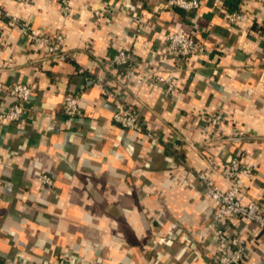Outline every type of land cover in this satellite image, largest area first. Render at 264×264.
<instances>
[{"label": "crops", "instance_id": "1", "mask_svg": "<svg viewBox=\"0 0 264 264\" xmlns=\"http://www.w3.org/2000/svg\"><path fill=\"white\" fill-rule=\"evenodd\" d=\"M163 2L71 0L64 17L59 0H0L9 15L47 35L61 30L70 53L53 60L0 19V83L32 87L20 121L0 122L4 264H207L211 201L190 169L209 161L219 169L235 154L257 163L244 200L264 207V0H199L191 11ZM228 12L237 14L234 22ZM133 14L146 23L135 45ZM176 29L201 41L204 53L160 58L163 35ZM131 47L137 71L173 76L171 94L157 85L129 87L157 141L116 124V103L92 79L115 84L110 57ZM69 93L79 96L72 117L61 108ZM216 112L224 116L220 127L205 120ZM234 128L242 134L233 136ZM40 171L52 176L50 188L38 183ZM231 229L250 248L244 264H264V230L245 219ZM158 233L166 235L161 245Z\"/></svg>", "mask_w": 264, "mask_h": 264}, {"label": "built area", "instance_id": "2", "mask_svg": "<svg viewBox=\"0 0 264 264\" xmlns=\"http://www.w3.org/2000/svg\"><path fill=\"white\" fill-rule=\"evenodd\" d=\"M47 1L51 2L52 0ZM70 1L59 0V10L64 17L70 15ZM163 5L164 7L191 11L199 6V0H164ZM98 12L97 10L94 11L95 14H98ZM132 18L134 30L131 36L135 45L137 41L143 38L146 23L137 14H133ZM226 18L234 22L237 14L228 12ZM0 19H5L8 25L17 27L27 43L31 47L43 51L47 57L56 61H65L70 58V53L63 47L65 36L61 30L52 35H47L27 21L9 15L1 6ZM262 35L264 37V25ZM159 50L162 59H166L167 56L188 59L203 54L205 46L201 41L188 35L183 30L176 29L163 35ZM110 63L116 73L115 84H110L101 75H96L92 79L99 86L101 93L112 99L117 105L112 113V120L124 130L143 131L147 136L157 141L156 133L144 125L138 112L131 104L128 96L129 87L131 83L137 85L151 84L160 86L165 93L171 94L174 89L173 76L171 74L161 75L158 69L155 68L137 71V55L134 47L118 49L110 57ZM83 70V68H78V71ZM31 91L32 87L25 82H16L11 85L0 83V93L8 95L12 99L10 103L5 105L3 98L0 96V122L13 123L20 121ZM78 102L79 96L76 93L66 94L61 104L64 114L69 117L76 115L79 112ZM205 120L214 127H220L224 116L221 112H216L213 115L206 116ZM231 134L239 136L242 131L239 128H234ZM256 167L257 163L255 161L243 159L240 154H235L223 161L219 169L214 167L211 161L202 169H190L211 201L214 246L207 264H244L250 248L240 234L231 229V224L235 220H248L259 229L264 230V207L257 199L244 200L246 179L254 172ZM213 176L223 180L226 187L221 188L213 180ZM37 181L41 187L50 188L53 178L48 172L40 171ZM157 235L160 236L157 244L165 243L166 235L163 236L160 233ZM0 264H4V262L0 261Z\"/></svg>", "mask_w": 264, "mask_h": 264}]
</instances>
